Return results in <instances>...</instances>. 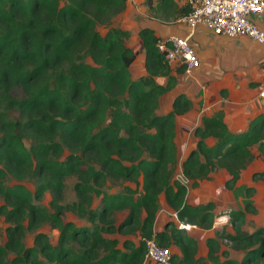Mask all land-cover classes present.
<instances>
[{
  "label": "trees",
  "instance_id": "1",
  "mask_svg": "<svg viewBox=\"0 0 264 264\" xmlns=\"http://www.w3.org/2000/svg\"><path fill=\"white\" fill-rule=\"evenodd\" d=\"M126 1L0 0V109L18 113L12 119L0 112V216L13 223L0 245V264H143L142 239L151 237L161 247L179 249L172 264H196L197 244L186 231L170 222L154 231L160 198L179 221L209 230L214 204H188L189 191L217 170L228 174L225 187L233 191L241 171L255 159L264 163V116L242 133L229 131L220 116L202 117L193 131L194 149L180 162L187 183L175 178V119L190 110L191 102L178 95L169 112L158 113L176 78L153 31H139L145 53L144 75L138 78L131 67L139 53L126 43L128 33L114 26L99 33L98 27L124 12ZM208 139L214 140L212 146ZM8 176L16 183L6 186ZM71 177L75 200L63 206L65 180ZM26 178L35 179L34 191L22 184ZM108 181L123 185L108 194L102 191ZM46 192L52 195V213L41 205ZM253 193L246 188L248 202L229 212L233 234L224 235L243 252L241 259H226L222 252L221 260L220 243L207 239L209 263L264 262V230H242L246 215L256 212L249 201ZM95 200L98 206L92 209ZM67 211L89 226L63 222ZM123 212L117 223L116 214ZM45 223L59 231L58 243L38 234L34 246L25 247V232ZM115 234H137L139 240L126 238L118 248L117 239L107 238ZM10 253L14 257L6 262Z\"/></svg>",
  "mask_w": 264,
  "mask_h": 264
},
{
  "label": "crops",
  "instance_id": "2",
  "mask_svg": "<svg viewBox=\"0 0 264 264\" xmlns=\"http://www.w3.org/2000/svg\"><path fill=\"white\" fill-rule=\"evenodd\" d=\"M187 9H189L187 0H127L123 14L126 24L120 26L123 31L128 33L126 43L133 51L139 53L131 67L133 78L144 75V53L140 45V30L153 31L158 39H165L171 35L186 37L191 33L189 41L194 48L200 66L190 75H185L183 72L176 74L178 67L176 64H170L172 73L176 78V86L171 92L161 97L158 108L160 114L169 112L174 98L178 95H184L191 102L190 110L175 119V144L179 151L177 175L180 174V162L194 149L196 139L193 136V131L201 125L202 117L220 116L229 131L242 133L247 130L253 119L264 116V104L257 97L264 88V45L255 44L244 37L215 36L203 26H198L194 31H190L181 22V18ZM252 21L264 30V14L252 17ZM206 144L212 146L214 140L208 139ZM252 152L255 156L258 153L256 148H253ZM259 159H255L252 164L241 171L233 191H228L225 187L229 179L228 174L224 170H217L210 174L209 181L201 182L199 187L193 190V193L199 188L207 192L206 202L213 203L215 206L213 213L219 214L221 212L219 209L225 207L235 211L242 210V206L247 203L245 190L246 188H253L254 193L249 201L257 206L255 207L260 213L264 207L262 204L264 180H260L258 175L264 174V163ZM254 175L257 178H253ZM256 196L257 198L261 197L262 200L256 201ZM160 199L154 231H162L169 223H161L159 220V215L162 212L168 213L172 222H175L176 228L179 229L178 225L181 221L179 222L173 217V212L166 207L163 198ZM194 202H196L195 199L192 203ZM194 205H202V203H195ZM228 214L223 215L227 216V220L219 224L230 221ZM220 217L221 215L215 219L218 220ZM161 224L162 227L160 228L159 225L161 226ZM187 226L188 228L179 230L186 231L195 240L197 244L195 258L199 259L197 256L198 251L202 250L201 246L205 247V255L207 256L206 241L207 239H215V237L206 234L204 241H201L203 238L201 231L204 232V230L191 226L193 233L190 234V231L188 232L190 226ZM213 229L214 227L206 232L208 233ZM107 238L117 239L120 242L118 248H121V242L126 238L136 244V239H132L133 237L124 238L115 234L107 236ZM136 238L139 240L138 236ZM171 250H174L171 251L172 254L181 255L177 247L173 246Z\"/></svg>",
  "mask_w": 264,
  "mask_h": 264
},
{
  "label": "built area",
  "instance_id": "3",
  "mask_svg": "<svg viewBox=\"0 0 264 264\" xmlns=\"http://www.w3.org/2000/svg\"><path fill=\"white\" fill-rule=\"evenodd\" d=\"M187 5L189 12L182 16L181 22L191 31L203 26L215 36L244 37L264 45V30L252 21V17L264 14V0H187ZM156 46L168 63L183 68L185 75H190L200 66L189 38L184 40L170 36L158 39ZM257 97L264 104V88ZM176 177L183 184L187 183L181 174ZM173 217L178 219L174 213ZM178 228L186 229L188 226L181 222ZM142 241L145 244L143 264H172L170 248L161 247L153 237Z\"/></svg>",
  "mask_w": 264,
  "mask_h": 264
},
{
  "label": "rangeland",
  "instance_id": "4",
  "mask_svg": "<svg viewBox=\"0 0 264 264\" xmlns=\"http://www.w3.org/2000/svg\"><path fill=\"white\" fill-rule=\"evenodd\" d=\"M123 14H124V12L119 14L118 16L114 17L111 20V24L109 26L98 27L99 33L101 35H104V33H106V31L110 28V26H114L117 28H120L121 25L124 26V24H126V20H125V15H123ZM0 112L5 113V110L0 109ZM5 114H6L7 118H12V119L18 118L17 112H6ZM176 175H177V169L175 170V178L177 179ZM258 178L260 180H264V178L261 176H259ZM209 180H210V178H209ZM75 182H76V179L74 177L67 178L65 180V188H64V192H63V198L60 202L61 205L64 206V205L70 204L75 200V195L73 192V185ZM4 183L6 186H11V185L15 184L16 181L13 178H11L10 176H8L4 180ZM204 183H206V182H204ZM22 184L27 189L34 191L35 179L34 178H26ZM122 185L123 184H121V183L108 181L103 186L102 191L105 193L111 194V193L117 192L119 189H121ZM203 187H204V184H203ZM199 190H200V188L198 189V191H196L194 193H193V190L189 191L187 199H186V202L188 204L190 203L193 206H200V205H194V204L195 203H202V205H205V204L209 203V202H206V198H208L207 192H204L202 190L199 191ZM203 190H205V189H203ZM194 199L196 202L192 203ZM255 200L260 202L262 200V198L261 197L257 198V196H256ZM50 201H52V195H51V193L46 192L43 196V199L41 200V205H43L44 207H47V209H49L50 212L52 213V208L49 207ZM98 202H99L98 200H95L93 202L91 208L96 209V207L98 206ZM247 202H248V200H247ZM2 204L3 203L0 200V205H2ZM262 204H264V199L262 201ZM252 206L255 208L256 212L246 215L247 218L245 217L246 221H245L244 225L242 226V230L247 231V232H250V231L254 232L257 229H263L264 230V207L262 209L260 208L261 212L259 213L258 210L256 209L257 206L256 205H255L256 207L254 205H252ZM243 207L244 206H242L241 209H243ZM219 210H221V212L219 214L214 213V217H218L220 215H221V217L218 220L214 219V224L212 226V228L214 227V229L212 231H210L208 233L206 232L207 230H204V232L201 231V233H203L202 234L203 238L201 241H204L206 234L208 236L215 237V239H217L218 242L220 243L219 253L221 254L222 252H225L228 254L226 259L233 260V261H239L243 255V252L240 249H236V247H234L230 241L224 239V235L233 234V227L231 225V221L225 222L224 224H219L220 222H224L227 220V216H223V215H225L226 213H229L230 211H235V210L229 209L228 207L221 208ZM125 215H126V212L116 214L115 219H116L117 223L122 221L124 219ZM160 215H159V220L161 221V223L172 222V218L170 217V215H168V213L162 212ZM62 219H63V222H71V223L77 225V227L89 226V223L87 222L86 219L79 218L75 214H73L69 211H67L63 214ZM222 219H224V221H221ZM255 219H256V223H255ZM217 221H218V223H217ZM173 224H175V222ZM189 226H190V229L188 230V232L190 231L189 233L192 234L193 233V229L191 227L192 225H189ZM9 227H13V223L6 221L5 217L3 215H1L0 216V245H3L6 242L7 234H6L5 230ZM159 227L161 228L162 224H161V226L159 225ZM201 230H203V229H201ZM38 234H41V235H43V237H46V239L49 241V243L51 245H56L58 243L59 235H60L59 231L56 228H53L49 223H45L33 232H25L24 237H22V242H23L24 246L28 247V248H32L34 246V237ZM131 237H133L132 239H136V242H138V239L136 238L137 234L133 235ZM201 247H202V250L198 251V256H197V257H199V262L196 264H211L205 258V256H206L205 255V253H206L205 247H203V246H201ZM12 257H14V255H12V253H10L5 258V261L8 262L10 259H12ZM220 259L224 260L225 259L224 255L221 254ZM260 264H264V262H261Z\"/></svg>",
  "mask_w": 264,
  "mask_h": 264
},
{
  "label": "water",
  "instance_id": "5",
  "mask_svg": "<svg viewBox=\"0 0 264 264\" xmlns=\"http://www.w3.org/2000/svg\"><path fill=\"white\" fill-rule=\"evenodd\" d=\"M189 30H190V29H189ZM190 31H191V30H190ZM190 34H191V33H189V35L186 36V37H182V36H178V35H171V36L178 37V38H181V39H184V40H185V39H188V38H189ZM169 37H170V36H169ZM142 52L145 53L144 50H142Z\"/></svg>",
  "mask_w": 264,
  "mask_h": 264
},
{
  "label": "bare ground",
  "instance_id": "6",
  "mask_svg": "<svg viewBox=\"0 0 264 264\" xmlns=\"http://www.w3.org/2000/svg\"><path fill=\"white\" fill-rule=\"evenodd\" d=\"M221 221H224V219H222Z\"/></svg>",
  "mask_w": 264,
  "mask_h": 264
}]
</instances>
